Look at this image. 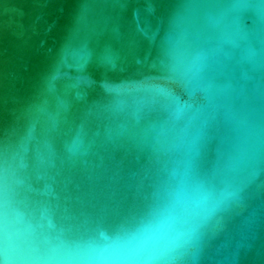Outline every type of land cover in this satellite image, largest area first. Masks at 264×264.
Here are the masks:
<instances>
[{
    "label": "water",
    "instance_id": "obj_1",
    "mask_svg": "<svg viewBox=\"0 0 264 264\" xmlns=\"http://www.w3.org/2000/svg\"><path fill=\"white\" fill-rule=\"evenodd\" d=\"M13 229L60 241L15 264H264V0H0V264Z\"/></svg>",
    "mask_w": 264,
    "mask_h": 264
},
{
    "label": "snow or ice",
    "instance_id": "obj_2",
    "mask_svg": "<svg viewBox=\"0 0 264 264\" xmlns=\"http://www.w3.org/2000/svg\"><path fill=\"white\" fill-rule=\"evenodd\" d=\"M103 241L108 239L109 234L101 233ZM150 236H136L125 235L124 243L129 249L141 248L143 249L151 241ZM60 241H38L34 236H30L19 229L6 231L4 237V250L6 264H15V262L22 260L26 254L37 250L38 244H45L49 246L57 245Z\"/></svg>",
    "mask_w": 264,
    "mask_h": 264
}]
</instances>
